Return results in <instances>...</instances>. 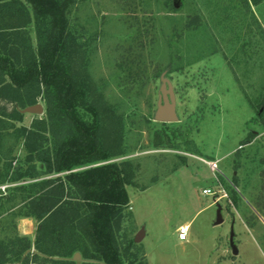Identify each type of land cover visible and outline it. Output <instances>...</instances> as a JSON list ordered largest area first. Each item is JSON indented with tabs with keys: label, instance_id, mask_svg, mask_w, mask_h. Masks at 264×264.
Segmentation results:
<instances>
[{
	"label": "rangeland",
	"instance_id": "1",
	"mask_svg": "<svg viewBox=\"0 0 264 264\" xmlns=\"http://www.w3.org/2000/svg\"><path fill=\"white\" fill-rule=\"evenodd\" d=\"M68 20L69 66L101 112L102 147L115 153L107 162L130 175L115 232L124 263L264 264V0H74ZM26 28L34 47L33 22ZM161 79L175 122L154 121ZM35 103L41 113L25 112L16 126L45 118L44 101ZM14 152L26 155L19 145ZM4 161L0 264H29L40 222L3 201L11 186ZM181 225L186 242L176 238ZM43 240L67 252L54 260L91 262L82 238Z\"/></svg>",
	"mask_w": 264,
	"mask_h": 264
},
{
	"label": "trees",
	"instance_id": "2",
	"mask_svg": "<svg viewBox=\"0 0 264 264\" xmlns=\"http://www.w3.org/2000/svg\"><path fill=\"white\" fill-rule=\"evenodd\" d=\"M260 1L250 0L253 4ZM73 3L0 0V99L20 108L35 104L37 97L45 104V118L27 127L14 124L22 120L16 109L0 112V161L5 160L2 168L10 176L8 181L19 182L7 189L3 201L12 207L20 205L21 217L40 222L34 247L42 256L35 254L32 262L76 264L52 259L67 252L49 249L43 240L48 235L66 246L84 239L91 248L83 249V256L91 262L81 264H125L115 232L128 203L130 175L123 163L107 162L115 153L102 147L101 112L69 66L68 18ZM31 21L37 39L34 47L26 28ZM3 122L10 124L2 126ZM2 138L7 144L4 149ZM17 145L26 152L18 159ZM43 175L55 176L42 179ZM29 178L36 180L27 182ZM65 228L68 231L62 232ZM22 252L20 247L12 255L19 257Z\"/></svg>",
	"mask_w": 264,
	"mask_h": 264
},
{
	"label": "water",
	"instance_id": "3",
	"mask_svg": "<svg viewBox=\"0 0 264 264\" xmlns=\"http://www.w3.org/2000/svg\"><path fill=\"white\" fill-rule=\"evenodd\" d=\"M42 107L39 103H35L33 105H29L24 107L21 112L26 113H41ZM177 120V115L175 111V101L172 90L167 80L161 79V86L159 89V96L156 105V111L154 114V121L161 123H170L175 122ZM218 220V219H217ZM141 232H139L135 236V240H139ZM230 239V243H232ZM235 250L233 249V252ZM73 258H79V253L75 252ZM29 264H37L35 262Z\"/></svg>",
	"mask_w": 264,
	"mask_h": 264
},
{
	"label": "crops",
	"instance_id": "4",
	"mask_svg": "<svg viewBox=\"0 0 264 264\" xmlns=\"http://www.w3.org/2000/svg\"><path fill=\"white\" fill-rule=\"evenodd\" d=\"M0 101L3 102L4 105L6 106L5 109H4V112L8 113V112H11L13 109H16L21 114H25V112H21V110L23 108L18 107V105L15 102H13L11 100H8V99H5V98L0 99ZM5 182H6L5 180L4 181L0 180V187L3 186V185L5 186L6 185ZM18 183L19 182H16L15 184H18ZM15 184L10 183V185H15ZM1 196L2 195L0 194V197ZM4 196H6V195H4ZM25 218H30V217H21L22 220H24ZM33 249L35 250V247ZM36 253H38V255L42 256L41 253H39L38 251L35 250V254Z\"/></svg>",
	"mask_w": 264,
	"mask_h": 264
},
{
	"label": "built area",
	"instance_id": "5",
	"mask_svg": "<svg viewBox=\"0 0 264 264\" xmlns=\"http://www.w3.org/2000/svg\"><path fill=\"white\" fill-rule=\"evenodd\" d=\"M0 188L1 190H3L4 186H1ZM201 192L202 194H212L213 195V191H211L210 188H205ZM188 232H189L188 225H181L180 227H178L176 231L177 240L179 242H186L188 239Z\"/></svg>",
	"mask_w": 264,
	"mask_h": 264
},
{
	"label": "flooded vegetation",
	"instance_id": "6",
	"mask_svg": "<svg viewBox=\"0 0 264 264\" xmlns=\"http://www.w3.org/2000/svg\"><path fill=\"white\" fill-rule=\"evenodd\" d=\"M38 264V263H37Z\"/></svg>",
	"mask_w": 264,
	"mask_h": 264
}]
</instances>
